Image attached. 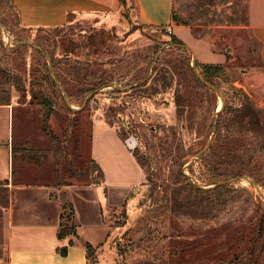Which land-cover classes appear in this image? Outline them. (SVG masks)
<instances>
[{"label":"rangeland","instance_id":"obj_1","mask_svg":"<svg viewBox=\"0 0 264 264\" xmlns=\"http://www.w3.org/2000/svg\"><path fill=\"white\" fill-rule=\"evenodd\" d=\"M126 3L116 20L100 15L26 28L11 0H0V101L8 86L24 98L27 83L54 98L50 125L77 168L90 159L94 125V146L118 151L125 169L109 172L116 183L109 190L127 198L106 216L118 226L113 264H264V58L245 27L249 0H174L175 16L194 36L204 32L218 53L213 62L175 43L166 28L134 23V0ZM40 100L31 97L30 106L15 110L9 144L22 149L15 158L36 165L14 180L47 182L60 160L63 182L101 183L97 170L83 177L66 171L64 154H56L41 130L46 106ZM245 100L258 115H240ZM120 134L133 136L136 147L128 149ZM189 180L198 186L226 181L228 202L209 217L190 215L176 206L184 197L175 196ZM4 184L0 204L8 195ZM63 213L69 224L68 204ZM88 254L99 264L96 248Z\"/></svg>","mask_w":264,"mask_h":264},{"label":"crops","instance_id":"obj_2","mask_svg":"<svg viewBox=\"0 0 264 264\" xmlns=\"http://www.w3.org/2000/svg\"><path fill=\"white\" fill-rule=\"evenodd\" d=\"M11 2L20 24L26 28L60 27L74 24L80 18L98 21L100 15L104 20L112 21L117 19L120 10L127 4L126 0L125 5L121 0ZM134 4V13L131 12L133 15H130L134 23L171 28V33L174 32L182 42L190 45L199 60L213 62L216 58L218 53L210 48L205 37L194 36L188 25L173 23L174 0H134ZM247 19L245 27L257 41L259 54L264 58V0H249ZM219 54L218 58L223 57L221 52ZM28 85L27 83L24 98L19 95L15 86H8L4 89L6 97L0 101V140L3 136L0 141V172H3L0 174V181H4L8 189L5 203L0 204V264H95L91 261L85 242L97 249L99 264H113L110 260L117 254L115 230L118 226L109 224L106 216L109 207L121 205L127 195L120 197L109 190L111 184H116L109 172L112 174L113 169L117 168L124 170V163L115 157L118 155L116 149L108 153L105 144L94 146L97 130L94 125L89 156L103 171L104 178L101 183H58L54 169V176L47 182L15 181L23 167L36 165L22 161L19 156L15 158V145L9 144L13 141L16 108L31 105ZM99 127H105V124H99ZM100 132H105L104 128ZM118 137L126 145L122 135ZM129 151L132 160L142 170L136 157ZM58 162L62 175V162ZM16 166L20 171L15 169L14 175H11V168ZM138 180L140 181L134 184L140 185L143 182L142 176ZM66 204L70 208V218L67 221L69 224L63 223ZM65 226H69L70 230L59 236V230L63 231Z\"/></svg>","mask_w":264,"mask_h":264},{"label":"trees","instance_id":"obj_3","mask_svg":"<svg viewBox=\"0 0 264 264\" xmlns=\"http://www.w3.org/2000/svg\"><path fill=\"white\" fill-rule=\"evenodd\" d=\"M122 4L125 5V0H121ZM227 3V2H225ZM172 21L174 24L176 25H180V24H185L186 22H183L182 20L178 19L175 16L174 13V7H173V15H172ZM151 26V25H150ZM61 27V26H60ZM162 28H166L161 26ZM56 28V27H55ZM213 29L210 30V32H212ZM172 38L174 40L175 43L181 44L182 41L173 33H171ZM200 37H205L204 32L200 35ZM210 67H212V64L209 65ZM162 80L165 79V76L162 74L161 77ZM13 80H15L16 82L19 83V79H16L13 77ZM209 80V79H208ZM21 81V80H20ZM34 84L32 83V85H30V92H31V97L32 99H35V97L40 96L41 98V103L46 106V108L43 111V118H42V124H41V130L46 133L49 134L53 143V147H54V151L56 152V154H64L66 161L68 163L69 170L66 169V171L69 172L70 176H78V177H83V176H87L88 174L94 172L95 170L100 172V181L103 180L104 175H103V171L102 169L99 167V165L97 163H95L92 159H89L86 163L85 166L83 168H77L75 166H73L72 161L70 160V158H67V154H66V146L64 147L61 141V138H59L56 133L54 132V130L51 128L50 125V118L54 112V106H55V99L47 96L44 94L42 89H39L38 91H35L34 89ZM20 87V86H19ZM22 89L25 91L26 90V85L24 84V86L22 85ZM243 105V106H242ZM242 108H241V112L240 115L242 116H248L250 114V112H252L253 116L258 115V112L256 111V109H252L250 102L245 100L244 104H242ZM22 152V149L20 147H16L13 146V153L14 155L18 154ZM42 152H46L43 151ZM61 157V156H60ZM140 162V161H139ZM56 167L54 168L55 170V174H56V180L58 183H63V180L61 178V174H60V170H59V162L58 160L55 162ZM15 173V169L12 168L11 171V175H14ZM226 185L224 184H219V185H215V186H210L207 188H204L203 186H198L196 184H194L193 182H191L190 180L187 182V187L184 188L182 187L180 191H175V196H179L182 195L184 197V201L176 203V206L180 209H183L189 213L190 215H193L196 218H206L209 217V215H213L212 210L215 208L217 210H221V205L225 204L226 202H228V196H225V189H226ZM220 213V212H218ZM218 213H215L214 215H217ZM62 231L59 230L58 235L61 236ZM87 251L91 250L93 248V246L88 243L85 242ZM248 247H246V249H248ZM251 250V248H249V251Z\"/></svg>","mask_w":264,"mask_h":264},{"label":"built area","instance_id":"obj_4","mask_svg":"<svg viewBox=\"0 0 264 264\" xmlns=\"http://www.w3.org/2000/svg\"><path fill=\"white\" fill-rule=\"evenodd\" d=\"M168 31L171 32V28H168ZM124 141L129 149H133L137 145V141L133 136H127Z\"/></svg>","mask_w":264,"mask_h":264},{"label":"water","instance_id":"obj_5","mask_svg":"<svg viewBox=\"0 0 264 264\" xmlns=\"http://www.w3.org/2000/svg\"><path fill=\"white\" fill-rule=\"evenodd\" d=\"M193 60H194V55H193ZM200 79H201L202 81H204L203 78L200 77ZM244 177L247 178L248 180H251V178H250L249 176H247V175H245ZM224 182H226V181L217 182V183L212 184L211 186L219 185V184H222V183H224ZM253 183H254V182H253ZM196 185H197V184H196ZM254 185L259 189V186H258L257 184L254 183ZM203 187H204V188H207V187H210V186H203Z\"/></svg>","mask_w":264,"mask_h":264}]
</instances>
